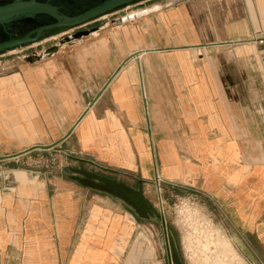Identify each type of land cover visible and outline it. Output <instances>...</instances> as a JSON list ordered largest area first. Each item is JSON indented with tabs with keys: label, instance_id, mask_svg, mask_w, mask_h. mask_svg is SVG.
<instances>
[{
	"label": "crops",
	"instance_id": "crops-1",
	"mask_svg": "<svg viewBox=\"0 0 264 264\" xmlns=\"http://www.w3.org/2000/svg\"><path fill=\"white\" fill-rule=\"evenodd\" d=\"M254 4L252 15L227 8L240 17L231 14L224 29L216 0L154 5L123 15L104 35L98 33L105 28H90L98 35L92 43L3 75L0 157L71 132L55 148L68 147L104 175L94 174L135 189L132 182L151 186L157 169L168 185L216 194L242 234L264 245V0ZM48 51L41 52L54 54ZM10 175L0 186V247L12 250L6 259L58 264L55 244L72 245L81 223L71 179L55 177L50 201L34 173L28 183ZM91 233L84 234L103 237ZM103 251L64 260L111 264Z\"/></svg>",
	"mask_w": 264,
	"mask_h": 264
},
{
	"label": "rangeland",
	"instance_id": "rangeland-1",
	"mask_svg": "<svg viewBox=\"0 0 264 264\" xmlns=\"http://www.w3.org/2000/svg\"><path fill=\"white\" fill-rule=\"evenodd\" d=\"M196 1L198 0H143L129 7L117 9L85 27L75 29L68 35L59 34L42 45H34L0 55V77L18 71L22 65L30 64L25 60L34 61L44 57L45 54L35 57L29 55L56 46L68 36H70L69 39L62 41L63 47L59 52L70 49L72 46L76 48L75 46L80 47L82 44L86 45L96 41L99 34L104 35L116 26L113 23L114 19L123 15L136 11L142 12L145 11L143 9L154 5H159L161 9L169 5L173 8L183 3ZM216 1L218 29H224L230 21L226 19L231 17L233 11L228 15L227 8H242L247 14L252 15V8L255 7V0H240L241 4L232 6L226 4V0ZM237 14L235 12L232 17L234 19L240 17ZM138 15L139 13L133 14L134 17ZM246 16L247 21L250 20L248 15ZM97 27L106 30L101 29L102 31L97 36L89 35L82 41L77 40L80 42L68 45L72 39L76 38L74 33ZM263 41L264 37L261 38L262 43ZM53 53L54 50H49L47 55ZM77 156L63 145L49 151L36 150L19 159L0 163V186L5 182L3 178L11 179V173H15V177L23 183L30 182L27 174L34 173L31 179L41 185L43 195L48 194L45 190H50V201L52 197H55L53 190L56 184L55 177L63 173L71 179L73 187H70V191L77 206L75 221L81 223L77 235L73 238V246L55 244L54 253L56 252L60 259L62 258L58 264H66L65 255L72 253L74 248L73 255L78 257L85 252L91 253L103 249L105 254L108 252L111 256V264H168V250L159 218L151 212H147L146 216H141L132 207H128L123 200L113 198L112 195L104 192L85 188L82 184L85 178L77 174V171L104 174L99 169L88 168L80 164L76 159ZM158 178L160 186H157L156 181L151 186L145 182L141 184L132 182L130 185L142 191L149 204L158 212L162 204L167 224L172 229V240L178 258L182 264H264V245L259 244L256 238L242 234L241 229L235 226L227 215L225 207L218 200L221 198L216 194L201 191L199 188L180 184L171 186L163 182L162 177L158 176ZM119 179L122 181L121 178ZM94 225L95 229L92 228ZM99 226L101 229L98 228ZM89 230L90 235L92 231H100L103 237L90 238L89 235L84 234ZM81 237L82 241L79 243ZM7 249L0 247V264H23L22 260H7L6 254L12 252L9 248Z\"/></svg>",
	"mask_w": 264,
	"mask_h": 264
},
{
	"label": "water",
	"instance_id": "water-1",
	"mask_svg": "<svg viewBox=\"0 0 264 264\" xmlns=\"http://www.w3.org/2000/svg\"><path fill=\"white\" fill-rule=\"evenodd\" d=\"M142 1L143 0H103L101 3L91 7L89 10H87L83 14H80L77 17L69 19L67 22H65L63 24H59L58 27L61 28V27L67 26V27H70L73 29H77L83 25L92 23L94 21H97L100 18H103V17L111 14L117 9L129 7V6L133 5V3L134 4L140 3ZM23 13L24 12L19 7V1L18 0L14 1L10 5L0 6V23H5V22L13 20V19H18L23 15ZM133 18L134 17H132L131 19H133ZM113 23L118 24L117 19H114ZM93 31H96V29H92V30L87 29V30H82V31H79L77 33H74L73 35H76V38L74 39L73 43H75V41L77 39L82 40L83 38L88 37L91 34V32H93ZM73 35H71V36H73ZM69 37L70 36H68L64 39H69ZM38 38H39V36L34 38V39H30L29 37H25V38L20 39V40L10 41V42L4 43V44H0V55L7 53L6 52L7 49L10 50L9 52H12V51H16L17 48L20 49V47L22 45L30 44V43H37ZM64 39H62V41H64ZM62 41H60L58 45L46 49V50H54V54L52 56H44V57L38 58V60H36V61H26L25 60V62L30 63V64H34V63L44 61L48 58L55 56L59 52L60 48L63 47V45H61L63 43ZM73 43H70L68 45H71ZM42 54H43V52H41L39 54L35 53V54L29 55V56L35 57V56H39ZM138 56H139L138 53L129 56L125 61H123L119 70L117 71V73L121 70V68L129 60L137 58ZM101 94H102V92L95 96L94 100L89 104L88 110L91 107H93V105L99 100V98L101 97ZM83 115H82V117H83ZM70 134H71V132L69 134H67L62 140L55 142L51 145H46V146L37 145V146H33L31 148H28V149H26L20 153H17V154L0 157V162L6 161V160L17 159L19 157H22V156L29 154V153L36 151V150L49 151V150L55 148L56 146H58L66 138H68L70 136ZM78 173H80L85 178L84 180H82V184L85 187H87L89 189L97 190L99 192H104L105 194H110L113 196V198H119L120 200H123L127 204L128 207H132L141 216H146L147 212H151L155 216H157L160 220V224H161V227L163 229L165 240H166V246H167V250H168V264H182L178 258L176 247H175L174 242L172 240V229L167 224L162 206H161L160 211L158 212L155 208H153L149 204L147 198L145 197V195L142 191L131 189L124 184H119L116 181L105 178L103 176L96 175V174L91 173V172L78 171ZM157 176H158V173H157V169H156V179H157ZM160 201H161V198H160Z\"/></svg>",
	"mask_w": 264,
	"mask_h": 264
},
{
	"label": "flooded vegetation",
	"instance_id": "flooded-vegetation-1",
	"mask_svg": "<svg viewBox=\"0 0 264 264\" xmlns=\"http://www.w3.org/2000/svg\"><path fill=\"white\" fill-rule=\"evenodd\" d=\"M17 0H0V6L10 5ZM24 12L18 19L0 23V44L39 36L37 43L25 44L20 49L42 45L58 36L69 34L75 29L58 27L59 24L83 14L103 0H18ZM146 1V0H145ZM134 4V3H133ZM83 25L79 28L85 27ZM18 50V48L16 49ZM10 50L7 49L6 52ZM137 190V189H135Z\"/></svg>",
	"mask_w": 264,
	"mask_h": 264
},
{
	"label": "bare ground",
	"instance_id": "bare-ground-1",
	"mask_svg": "<svg viewBox=\"0 0 264 264\" xmlns=\"http://www.w3.org/2000/svg\"><path fill=\"white\" fill-rule=\"evenodd\" d=\"M158 180H159V178H158V176H157V181H156V182H157V186H160V183H159ZM160 180H161V179H160ZM161 203H162V202H161ZM161 206H162V204H161ZM162 209H163V207H162ZM41 246H42V245H41Z\"/></svg>",
	"mask_w": 264,
	"mask_h": 264
}]
</instances>
